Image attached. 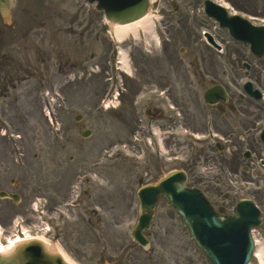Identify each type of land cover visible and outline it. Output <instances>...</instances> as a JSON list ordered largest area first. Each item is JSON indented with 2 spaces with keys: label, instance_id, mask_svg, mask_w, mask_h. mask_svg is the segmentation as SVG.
Wrapping results in <instances>:
<instances>
[{
  "label": "rangeland",
  "instance_id": "rangeland-1",
  "mask_svg": "<svg viewBox=\"0 0 264 264\" xmlns=\"http://www.w3.org/2000/svg\"><path fill=\"white\" fill-rule=\"evenodd\" d=\"M159 9L155 15L158 19L162 15L159 24L166 27L164 33L159 28L162 44L173 51L172 57H142V47L129 35L123 45H130L134 52L132 80L113 74L109 63L114 46L109 44L106 27L80 0H13L8 22L14 23V28L0 18V191L21 197L17 205L0 200L4 235H12L17 221L25 227L34 223L31 206L40 199L49 225L44 236L57 240L75 264L117 260L126 264L124 253L132 245L129 233L138 213V188L172 169L187 167V185L196 178L209 183L215 180L220 181L223 193H229L227 202L222 196L213 199L210 194L214 204L229 210L240 199L249 198L259 206L262 225L254 234L264 241L261 150L257 144L251 146L241 128L252 127L257 118H264V110L251 105L243 118L236 115L229 121L202 101L211 83L224 85L234 95L241 90L239 83L226 78L236 76L230 72L231 65L235 64L236 70L239 61L247 60V51H237L226 42L217 53L205 44L199 31L206 20L198 0H163ZM209 26L213 29L212 23ZM213 31L222 43L224 34ZM237 70L242 72L241 66ZM114 81L124 83L128 90L118 97V109L102 110L99 102L115 88ZM255 86L264 92V82ZM159 91L165 92L163 97ZM167 96L176 99L173 112L176 116L180 113V130L174 141L166 138L170 134L163 135V156L183 155L177 162L163 160L162 156L160 160L150 149L144 152L131 142L133 134L141 135L144 130L142 116L154 120L152 114H145L148 109L168 114ZM77 114L82 115L78 123L74 121ZM208 116L216 121L218 132L234 131L232 143L237 150L252 147L251 161L239 154L241 167L236 178L232 179L234 171L227 169L230 176L225 173V180H221L223 174L210 170L221 161H205L200 152L194 164L185 159L196 149H203L190 144L185 131L204 133ZM238 120L243 122L237 126ZM80 129L91 130V136L80 137ZM167 130L163 128L162 132ZM77 195L81 201L76 200ZM72 201L80 202V206L69 211L67 218L60 210ZM149 236L147 250L132 247L128 251L132 261L139 260L131 264H207L163 200L159 201Z\"/></svg>",
  "mask_w": 264,
  "mask_h": 264
},
{
  "label": "water",
  "instance_id": "water-1",
  "mask_svg": "<svg viewBox=\"0 0 264 264\" xmlns=\"http://www.w3.org/2000/svg\"><path fill=\"white\" fill-rule=\"evenodd\" d=\"M94 5L95 10L101 13L111 24H126L138 20L145 15L149 0H84ZM11 0H0V14L4 19L9 16ZM213 8L208 3L206 11L212 13ZM219 14V13H217ZM210 15V14H209ZM221 24H226L234 38L253 42L255 36L252 30L239 28L228 22L221 14L215 15ZM224 96L220 88H212L205 95V101L212 103L216 97ZM79 120L80 117H76ZM90 132L81 133L83 137ZM185 174L170 172L157 183L142 188L137 196L139 200V218L131 232L134 241L145 247L146 239L142 232L149 228L153 217V209L157 198L162 196L166 204L176 211V216L187 227L190 237L206 256L210 264H248L253 248L249 229L258 225V213L246 200L241 201L234 209V216L220 217L215 214L199 191L186 189ZM0 197L12 198L17 196L0 193ZM0 264H66L60 255L45 248L39 241L23 242L10 251L0 254Z\"/></svg>",
  "mask_w": 264,
  "mask_h": 264
},
{
  "label": "flooded vegetation",
  "instance_id": "flooded-vegetation-1",
  "mask_svg": "<svg viewBox=\"0 0 264 264\" xmlns=\"http://www.w3.org/2000/svg\"><path fill=\"white\" fill-rule=\"evenodd\" d=\"M223 2L230 8L231 11L236 12L237 14L241 15V16H247V17H252L253 18V26L255 27H259L261 25L260 21L264 20V0H223ZM165 53L166 56L170 59L172 57V53H171V49L166 48L165 49ZM256 68V69H255ZM258 70V71H257ZM260 72H263V69H261V64L258 63L257 65H254V67H250V69L246 72L247 77L252 80V81H256L259 82V78H260ZM236 79L237 80H241L242 77L238 74H236ZM234 102L237 107L239 106V115L243 118V115L245 112L249 111L250 107H251V101H246L243 102L242 98H240L239 100H235L233 96H231V98L229 99L228 103H232ZM172 103L174 105H177L176 99L172 97ZM225 104H221V107L223 108V114H221L222 118L225 117H229V120H231V118L234 117V115H226L224 108H225ZM145 114H152L154 116V120H149L148 118H145L147 120H149L150 122H146L144 123L143 129L141 131V135L144 139H147V136L151 137L152 136V124L153 123H158L159 128L163 129V128H169L170 130H167L165 133H169L171 135V137H167L166 138L168 140H175V133L177 132V126H178V122L174 119V116L172 115H164L162 113V111L155 109V111H152L151 109H148L146 111ZM260 118V117H259ZM164 121H167L166 124H162ZM206 121V119H205ZM212 122V127L215 131L219 130V127L216 126V121L212 118L211 119ZM243 120H238L237 121V126L239 124H242ZM234 128H236V124H233ZM204 128H205V124H204ZM241 128L243 130H248L250 128V126H247L245 128H243L241 126ZM223 132V131H221ZM223 135L224 132L222 133ZM251 140V138H249ZM218 147V146H215ZM157 160V159H156ZM238 160L235 159V161L231 162L230 165V169H232L234 167L235 171L234 173H237V168H238ZM195 184L202 186V188L204 189L205 193L209 194L212 193L214 190L215 192H218L219 189L214 187L213 185H211V183L206 182V183H202V181H197L195 182Z\"/></svg>",
  "mask_w": 264,
  "mask_h": 264
},
{
  "label": "bare ground",
  "instance_id": "bare-ground-1",
  "mask_svg": "<svg viewBox=\"0 0 264 264\" xmlns=\"http://www.w3.org/2000/svg\"><path fill=\"white\" fill-rule=\"evenodd\" d=\"M151 1H153V0H151ZM152 27H153V20L151 19L149 12L146 13L143 17H141L138 20H135L131 23L110 25V28L113 29L112 33L114 35V38L119 43H121V42H123V40H125L124 38L126 37V35L128 33L132 34L136 38L138 35L137 32H139V29L143 30V34L146 35V37L148 38L149 41H154L153 40L154 35L152 34ZM121 61L125 62L124 58H122ZM126 71H128L127 66H126ZM28 239L29 238L21 239L20 237H17V236L9 238L7 241V244L5 246L0 245V254L10 251L14 246H16L21 241H25ZM41 242H43V244H45V246L48 249H54L56 252H58L66 264H75L66 255L61 253L60 249L56 245L51 244L46 240H42ZM255 253H256V257L259 259L260 263L264 264V248H263V246L258 245Z\"/></svg>",
  "mask_w": 264,
  "mask_h": 264
}]
</instances>
